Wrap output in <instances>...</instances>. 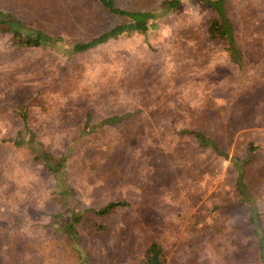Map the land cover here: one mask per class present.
I'll list each match as a JSON object with an SVG mask.
<instances>
[{"label": "rangeland", "instance_id": "374dc122", "mask_svg": "<svg viewBox=\"0 0 264 264\" xmlns=\"http://www.w3.org/2000/svg\"><path fill=\"white\" fill-rule=\"evenodd\" d=\"M182 1L183 4L178 9L158 18V26L150 28L145 35L120 36L81 54L73 53L66 45L92 37L113 19L91 0H81L79 3L74 0H50L46 4L43 2L44 10L56 16L51 25L53 32L64 33L66 29L70 31L64 44L61 43L60 56L46 55L39 59L49 69L47 75L63 86V94L58 95L54 106L55 115L81 114L80 117H70L73 123H78L86 109L92 106H98L103 117L118 115L124 111L140 112L148 107H153L159 115L155 118L157 133L150 136L134 134V142L128 144L130 147L116 155L118 160L113 166V173L101 168L81 169V153L71 146L64 152L65 142H62L59 133L54 134L53 130L50 133L47 131V136L44 134L46 132L42 133L45 149L54 151L57 156L65 155L69 171L68 181L73 187L72 193L66 196L67 204L60 211L58 222L69 220V203L74 204V211H78L99 208L118 198L128 201L127 206L118 208V213L107 227L99 228L87 221L80 229L78 243L82 254L88 255L89 264H130L135 257L141 255L142 247L151 238L165 236L171 240L173 234L169 232L170 222L182 206L175 195L181 194L180 188L186 183L194 187V192L189 197H193L196 204L189 214L194 213L196 216L205 214L206 203L207 206L217 203L211 199L214 190L218 189L224 194L236 193V173H232L230 160L235 151L241 155L248 154L246 146L251 140L258 145L255 150L258 154L256 164L250 168L248 175L245 173L244 181L249 184L250 191L259 196L254 201L263 213L264 224V101L254 105L256 109L254 117L249 121L250 125L239 122L241 116L234 101L235 92H240L241 88L247 92L254 90L258 87L257 81H254L251 72L248 74L249 66H246L247 71L238 75L235 69L230 68L231 63L220 47L193 35L197 28L193 24L201 23L205 6L200 0ZM116 2L124 8L154 9L158 8L162 0ZM89 4L92 9L86 10ZM226 11L235 25L238 44L246 50L256 49L258 53H262L264 0H226ZM4 38L2 42L9 46V37ZM31 72L32 70L24 72V81H30ZM9 89L4 87L0 93L9 92ZM91 92L95 93V98L88 95ZM169 94L171 97L166 102L157 101L161 99L159 97ZM77 99L82 105L73 110L69 107V101ZM142 113L148 114L147 111ZM28 115L29 113L26 117L32 124H40L37 119ZM200 115H208L218 129H223L225 136L222 137L220 145L226 159L221 161L215 171L212 170L213 176H209L207 180L193 181L191 174L186 171L185 156L177 147L181 140L176 131L185 122L188 125L198 123L199 119L195 117ZM16 121L18 122H13L11 128L0 125V138L13 135L20 129L23 123L19 119ZM238 142L243 146L237 148ZM0 148H4L1 140ZM175 155L178 157L177 163L174 161ZM218 157L216 155L213 161ZM17 164L22 171L30 170L32 173L31 184L35 187L33 196L41 204L59 211L57 190L43 164L39 161H31L27 167L19 162ZM87 170L92 173V177H89ZM6 172L7 170L4 172L6 177L3 173L0 174V195L13 186V180ZM26 210L33 218H40L36 207ZM246 210L234 215L231 221L247 223ZM186 218L188 216L182 217L181 226L188 225ZM128 219L133 222V232L122 230ZM199 228L198 225L197 230L194 229L192 233L196 245L183 252L187 260L181 264H263L258 258L256 245L245 246L243 250L236 245H222V249H217L215 243L218 242V231L212 228L214 237L211 238L213 235L210 233L208 236L206 233L203 238V229ZM159 232L161 233L158 234ZM4 233L0 226V234ZM39 241L45 245L43 249L50 251L52 256L44 264H78V254L64 238L57 235L53 237L50 229L45 230ZM54 258L57 262L53 261ZM7 264L26 263L22 259L15 263L10 258Z\"/></svg>", "mask_w": 264, "mask_h": 264}, {"label": "trees", "instance_id": "16d2710c", "mask_svg": "<svg viewBox=\"0 0 264 264\" xmlns=\"http://www.w3.org/2000/svg\"><path fill=\"white\" fill-rule=\"evenodd\" d=\"M49 1L0 0V92L4 87L10 88L9 92L0 93V125L11 128L13 122H18L17 119L23 123L13 135L0 138L4 145V148H0V174L3 173L6 177L4 172L7 170L6 173L13 180L12 188L0 195V226L5 232L0 234V264H7L10 258L15 260V263L22 259L26 264H44L46 259L52 258L50 251L43 249L45 245L39 241V237L44 236L46 229L51 230L53 237L57 235L66 240L72 250L78 254V264H89L88 255L82 254L78 243L80 229L87 221H91L92 225L99 228H105L118 213V208L128 205L126 199L118 198L99 208L74 211V204L69 203L67 208L69 220L58 222V215L67 204L66 196L72 193L73 187L68 181L69 171L66 167L65 155L57 156L54 151L45 149L42 133L46 132L44 133L46 136L52 130L54 134L59 133L62 142H65L64 152L71 146L81 153V169L101 168L110 173L114 172L113 166L118 160L116 155L125 152L126 147H130L128 144L134 142L132 140L134 134L150 136L152 133H157L155 118L159 115L153 107L141 109L140 112L124 111L118 115L103 117L99 113L98 106H92L86 109V113L81 116L78 123H73L70 117H80L81 114L70 113L60 116L54 114V106L58 95L63 94V86L55 78L47 75L49 69L44 67L39 59L46 55L60 56L61 43L64 44L70 31L66 29L64 33L53 32L51 25L56 16L44 10V4ZM74 1L81 2V0ZM91 1L96 2L106 11L113 21L92 37L68 43L67 49L75 54H81L120 36L131 34L143 36L150 28L158 26V18L166 16L183 4L182 0H162L158 8L140 9L124 8L116 0ZM200 1L205 6V13L200 24H193L197 27L193 35L220 47L231 63L230 68L235 69L238 75L247 71L246 66H249L248 74L251 72L254 81H257L258 87L254 90L247 92L241 88L234 96L236 108L241 116L239 122H242V125H250L249 121L255 114L254 105L264 101V49L262 53H258L256 49L246 50L238 44L235 25L227 15L226 0ZM87 7L86 10L92 9L91 4ZM4 37H9V46L2 42ZM27 58L32 60L29 61ZM27 70H32L29 75L30 81L23 80L24 72ZM88 95L95 98L93 92ZM169 97L171 94L159 97L161 99L157 101L166 102ZM81 105L78 99L69 101V107L73 110L79 109ZM144 111L148 114H143ZM27 113H29L28 117L37 119L40 124H32L26 117ZM40 119L47 122H41ZM195 119H199L198 123L188 125L185 122V125L176 131L181 140L178 141L177 147L185 156L187 173L191 174L193 181H202L213 176L212 170L215 171L221 165V161L226 159V154L223 153V147L220 145L225 135L223 129H218L214 120L208 115L206 117L200 115ZM241 146L243 144L238 142L237 148ZM257 148L258 145L251 140L246 146L248 154L241 155L235 151L230 160V167L232 173H236V193L224 194L218 189L214 190L211 199L217 203L210 206L206 203L203 215L189 214L196 204V200L189 197L190 193L194 192V187L190 183L182 185L181 194L175 195L182 206L169 226V232L173 234L172 239L169 240L165 236L151 238L149 243L142 247L141 255L135 257L130 264H181L187 260L183 252L196 245L192 233L194 229L197 230L198 225L199 229H203V238L206 233L208 236L210 233L213 235L212 228L218 231V242L215 243L217 249H222V245H236L243 250L245 246L256 245L258 258L264 264L263 213L259 211L258 204L254 201L259 196L252 193L248 188L249 184L244 181L245 173L247 172L248 175L250 168L256 164ZM216 155L219 157L213 161ZM177 160L178 157L175 155L176 163ZM31 161L42 163L49 177L53 179L60 205L59 211L41 204L33 196L35 187L31 184L32 173L30 170L22 171L17 164L19 162L27 167ZM87 171L89 177H92V173ZM30 207L38 209L40 218H33L27 213L26 209ZM243 209H247L248 222L231 221V218L242 213ZM185 216H188L186 218L188 225L181 226L182 217ZM127 221L126 227L122 230L133 232L132 220ZM213 237L214 235L211 238ZM55 260L54 258L53 261L57 262Z\"/></svg>", "mask_w": 264, "mask_h": 264}]
</instances>
